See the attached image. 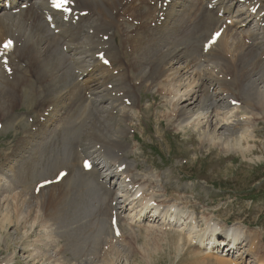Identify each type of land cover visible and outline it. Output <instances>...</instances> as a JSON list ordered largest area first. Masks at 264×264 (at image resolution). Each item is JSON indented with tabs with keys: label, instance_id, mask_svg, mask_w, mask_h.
<instances>
[{
	"label": "bare ground",
	"instance_id": "6f19581e",
	"mask_svg": "<svg viewBox=\"0 0 264 264\" xmlns=\"http://www.w3.org/2000/svg\"><path fill=\"white\" fill-rule=\"evenodd\" d=\"M10 1L13 8L24 3L29 5L13 15L4 9V3H0V42L4 37H11L19 44L12 54V78L0 67V119L5 126L3 129L13 125L17 118L15 108L23 102L36 116L41 110L52 112L42 125L37 119L34 121V125L40 126L37 131L25 128L24 135L9 147L11 152L3 155L6 164L0 166V176L18 188L28 185L32 191L30 196L25 193V189H21L19 198H25L28 204H31L30 198L42 204L43 215L52 222L58 219L61 209L65 212L70 207L69 215L72 213L71 208L74 216L82 214L81 197L86 198L87 195L88 200L92 199L93 207L89 206L93 214L95 211V218L91 216L94 222L90 221L92 230L85 232L84 238L68 234L63 240L65 252L69 249L75 258L82 257L84 262L90 263L97 261L94 258L99 257L107 240L111 238L112 241L114 237L109 227L114 199L109 180H122L123 175L129 176L130 168L135 167V162L128 160L134 148H130L126 139L129 129L126 122L132 121L128 114L130 112H127L129 108L136 109L138 113L143 111L138 105L142 87L162 94V100L165 99L166 106H170V110H165L160 117L170 122L173 120L178 130L184 129V126H194L199 130L203 124H207L209 129L201 143L218 144L225 151L234 146L242 149V143L246 141L243 139L251 138L255 133L254 129L250 132L249 128L264 121V25L260 26L264 23V15L257 16L264 11V0H257L260 6L255 15L248 13L254 3L246 2L251 0L239 3L240 0H207L206 4L213 6L210 10L202 0H171L163 12L164 20L154 27L148 25L147 21L155 17L154 12L157 20V14L161 11L157 8L159 0H151L156 1L155 6L149 5V0H74L75 9L88 10V14L80 17L75 24L64 23L54 14L58 35L50 31L41 13L47 7V0ZM220 10L223 11V17L216 14ZM127 14L140 20V25L133 30H128L127 22L122 21V17ZM226 19H232L234 25L227 27L215 46L203 53L202 43L210 30ZM237 25L243 28L240 31L236 29L240 35L235 39V28L232 27ZM103 35H109L106 41L101 39ZM229 38H234V42L230 44ZM246 39L251 43L247 44ZM126 45L130 46L129 54L125 51ZM63 46L66 47L65 52ZM101 49H105L110 67L101 65L95 59V54ZM89 66H92L91 72L88 71ZM114 69H118L116 75L112 73ZM94 73L100 77L89 84ZM80 76L82 79L88 76L82 81L85 83L78 81ZM108 83L113 87L110 90ZM85 92L90 96L87 97ZM113 92L115 94L112 96ZM125 98L130 100L129 106L124 104ZM228 99L240 101V105L230 106ZM118 105L119 114L115 110ZM243 106L249 110L245 109L239 114ZM117 115L122 116L124 125L118 127ZM45 152L48 154L45 155ZM82 153L94 157L104 166L99 168V163L91 171L84 172L80 167ZM122 163H126V168L119 173L117 167ZM60 168H66L67 175L59 183L42 187L35 195V184L31 187L29 178L37 175L39 180L51 179ZM122 199L131 206L128 209L130 223H138L141 217L151 212L152 218L159 214L158 218L155 217L158 221L168 222L176 212L168 204L161 212L156 208L149 210L151 206L148 201L141 204L133 202L127 193ZM136 207L139 209L135 210ZM21 212L17 209L16 214L23 215ZM74 216H70L71 220ZM7 218H3L4 224L11 219ZM84 218H87V214ZM121 220L118 216V223ZM50 224L53 223H49L52 226ZM55 224L57 226V222ZM158 228L152 224L147 227L152 231ZM206 229L208 231L204 230L197 241V252L198 256L202 255L201 258L210 257L203 252L213 251L215 247L211 243L219 239L209 224ZM240 233L238 227L228 229L227 236L231 235V240L224 244L225 248L230 245L229 250L233 249ZM185 234L187 238L190 237L187 232ZM176 237L178 241H183V235L177 234ZM253 237L246 238L241 249L235 247L241 250L239 264L245 262V253L246 256L254 257L258 264H264L263 256L255 253L261 246L257 238ZM6 243L8 248V241ZM19 248L21 251L28 250L24 242ZM39 248L35 249L43 254L42 248ZM119 250H116L115 255L119 256ZM15 252L12 255L15 256ZM38 253L28 258L37 259ZM54 257V261H60ZM213 260L216 264H230L219 257L213 256Z\"/></svg>",
	"mask_w": 264,
	"mask_h": 264
},
{
	"label": "rangeland",
	"instance_id": "374dc122",
	"mask_svg": "<svg viewBox=\"0 0 264 264\" xmlns=\"http://www.w3.org/2000/svg\"><path fill=\"white\" fill-rule=\"evenodd\" d=\"M126 21L129 23L128 20ZM233 33L235 39L237 35H240L236 29L233 30ZM234 38H229L230 44L234 42ZM99 77L98 73H94L89 84L96 82ZM142 88L144 90H140L138 102L141 103L144 110L148 109L139 115L136 113L137 110H129L132 121L126 122L129 129L134 130L132 132L131 129L129 134V129L127 130L126 139L131 145L130 148H134L129 153V159L136 162L135 166L138 165L137 168L133 167L135 177L147 179V183L156 186L154 188L156 190H160V187L166 188L169 196L174 197L176 203H182L190 209L192 208L191 210L195 209L200 217H214L217 221L226 222L227 225L236 221L246 223L250 232L259 233L263 240L260 241L264 242V122L256 124L253 137L243 139L247 142L243 141L242 149L234 146L225 151L217 146L218 144L201 143V140L204 139L202 137L209 129L207 124H203L199 130L194 126L191 127L192 129L190 126H184V129H181L184 131L181 132L176 128V123L173 120L170 122L160 117L163 112L170 110V106H166L168 104L165 103V99L162 100V94H155L154 91ZM140 103L138 105L141 107ZM162 104L164 105L162 106ZM242 108L246 111L249 110L245 106ZM15 109L18 111L28 110L23 106ZM117 110L119 114V107ZM117 116L118 127L124 125L122 116ZM56 120L59 119L56 118ZM136 123L140 126L135 127ZM17 125L19 126L20 122ZM16 129L10 126L0 132V153H3L0 154L2 157L0 159L1 167L6 164L3 155L11 152V149L7 147L11 145V148L14 145H12L13 141L18 138L17 136L22 135ZM16 133L18 134L16 135ZM3 148H7L6 152H9L4 153L5 149ZM36 176L33 175L32 178H29L31 187L40 178ZM114 183L115 180L112 184ZM10 184L11 182L0 176V264H36L37 261V264H216L210 254V257L201 258L202 255L198 256L199 249L196 245H192L183 234V241H178L177 232L163 231L161 226L159 228L155 226L158 228L157 231H146L147 226H143L145 227L143 229L138 225L135 228H128L125 222H123V228L126 227V229H124L120 243L116 241L113 245L112 243L105 244L103 249L101 246L100 258H94L97 261L84 262L82 257L72 256L69 249L65 252L63 244L69 235L84 238L86 237L83 236L86 235L85 232L92 230L90 221L93 223L95 218V211L93 214L91 210L92 199L88 200L87 195L86 198L85 196L81 197L83 212L77 216H74L72 208V215L68 214L70 207L65 211L66 213L63 209L59 210L62 214L58 212V221H54L57 222L56 226L51 219L43 215L42 204L32 198L29 199L31 204H28L25 198H19L21 189H25V193L30 196L32 191L30 192L28 185L26 188H18L16 185ZM169 196L167 195V198L173 200ZM89 206L92 207L89 208ZM17 209L23 211L21 212L23 215H17ZM82 209L79 208V210ZM85 212H87V218H84L86 217ZM64 213L65 215H63ZM62 216H65V218L63 217L65 220L61 218ZM70 216H74V219L71 220ZM3 218L8 219L5 224ZM84 219L89 222L86 223ZM49 223H53L55 226L53 224L49 226ZM130 224L128 223V225ZM255 236L253 238H257ZM5 239L9 243L8 248H6L7 241L5 242ZM109 240L111 241V238ZM22 242L26 244L28 250H20ZM258 244L260 247L261 243ZM45 245L47 248L44 247ZM36 247L42 248L43 254L38 253ZM193 247L196 249L194 250ZM44 248L45 250H43ZM113 249H120L119 256L115 255L116 250ZM14 251H16L15 256L12 255ZM36 253H38L37 259H32L31 256L28 258L29 255ZM203 253L207 254L206 250ZM54 256L60 261H54ZM232 258H236V255H233ZM248 261L249 257L246 258L245 264H251Z\"/></svg>",
	"mask_w": 264,
	"mask_h": 264
},
{
	"label": "snow or ice",
	"instance_id": "6c2138e0",
	"mask_svg": "<svg viewBox=\"0 0 264 264\" xmlns=\"http://www.w3.org/2000/svg\"><path fill=\"white\" fill-rule=\"evenodd\" d=\"M57 6H60V5H57ZM107 63V61H105Z\"/></svg>",
	"mask_w": 264,
	"mask_h": 264
}]
</instances>
